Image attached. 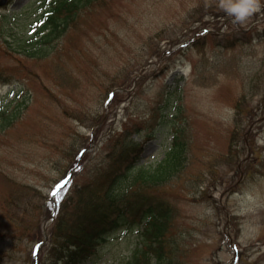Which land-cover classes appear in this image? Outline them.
Wrapping results in <instances>:
<instances>
[{"label": "rangeland", "instance_id": "obj_1", "mask_svg": "<svg viewBox=\"0 0 264 264\" xmlns=\"http://www.w3.org/2000/svg\"><path fill=\"white\" fill-rule=\"evenodd\" d=\"M43 1L14 0L9 11L23 12L16 26L28 28ZM207 2L98 0L64 35L63 48L39 61H20L21 54L16 61L0 36V101L21 100V85L31 96L20 119L0 132L2 264H31V238L20 241L10 230L35 225L36 233L45 224L56 180L100 118L98 145L75 182H92L97 166L113 164L110 155L127 149L117 144L128 126L143 131L133 134L142 141L139 163L161 161L180 128L190 142L187 164L160 191L175 213L171 264H264V8L236 25L218 0ZM58 68L65 83L53 79ZM112 85L132 88L110 101ZM139 229L117 231L87 264L126 261L140 246Z\"/></svg>", "mask_w": 264, "mask_h": 264}, {"label": "trees", "instance_id": "obj_2", "mask_svg": "<svg viewBox=\"0 0 264 264\" xmlns=\"http://www.w3.org/2000/svg\"><path fill=\"white\" fill-rule=\"evenodd\" d=\"M94 1L52 0L51 7L39 16L35 34L20 41L27 55L41 60L54 52L58 38L77 19L76 14ZM62 76L63 70L58 68L53 79L64 82ZM17 107L11 110L10 105L2 104L1 129L20 116ZM189 148L190 142L181 132L157 164H138V159L131 161L132 153L138 151L133 142L130 150L108 161L113 164L107 169L97 166L92 182H75L73 191L61 201L57 220L63 217L52 231L51 254L41 264H82L96 246L107 243L119 229L133 227L140 228V246L122 264H171L168 250H174L176 243L167 234L175 213L173 204L160 191L185 169Z\"/></svg>", "mask_w": 264, "mask_h": 264}, {"label": "clouds", "instance_id": "obj_3", "mask_svg": "<svg viewBox=\"0 0 264 264\" xmlns=\"http://www.w3.org/2000/svg\"><path fill=\"white\" fill-rule=\"evenodd\" d=\"M206 7L211 6L206 0ZM218 8L232 18L236 25L244 24L264 8L262 0H218Z\"/></svg>", "mask_w": 264, "mask_h": 264}, {"label": "snow or ice", "instance_id": "obj_4", "mask_svg": "<svg viewBox=\"0 0 264 264\" xmlns=\"http://www.w3.org/2000/svg\"><path fill=\"white\" fill-rule=\"evenodd\" d=\"M68 183H69L68 180L61 182L60 184L56 186L55 190L51 193V196L55 198V205L57 208L59 207L63 199V196H61V192L65 190ZM37 248H39V245H37Z\"/></svg>", "mask_w": 264, "mask_h": 264}]
</instances>
